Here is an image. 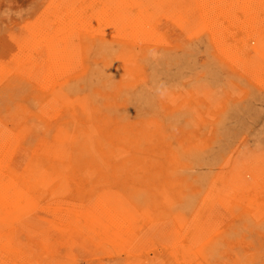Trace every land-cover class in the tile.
I'll use <instances>...</instances> for the list:
<instances>
[{
	"label": "rangeland",
	"instance_id": "obj_1",
	"mask_svg": "<svg viewBox=\"0 0 264 264\" xmlns=\"http://www.w3.org/2000/svg\"><path fill=\"white\" fill-rule=\"evenodd\" d=\"M56 3L0 0V67L31 53L30 35ZM162 12L150 41L144 33L125 41L135 60L130 68L120 45L106 44L101 54L90 43L64 83L71 96L91 93L82 88L95 83L93 100L116 134L101 145L116 178L102 179L92 196H41L20 213L24 221L13 227L0 263L264 264V0H174ZM35 62L40 69L30 75L0 79V130L12 127L9 108L25 105L36 115L52 108L53 85H43L53 60L42 53ZM65 119L43 123L46 136ZM33 142L29 137L24 148ZM15 160L22 166L23 150ZM124 183L135 196L102 194ZM132 199L144 207L130 230L125 213H112L127 227L119 235L112 229L113 238L71 226L96 203Z\"/></svg>",
	"mask_w": 264,
	"mask_h": 264
},
{
	"label": "bare ground",
	"instance_id": "obj_2",
	"mask_svg": "<svg viewBox=\"0 0 264 264\" xmlns=\"http://www.w3.org/2000/svg\"><path fill=\"white\" fill-rule=\"evenodd\" d=\"M173 2L174 0H57L56 4L50 5V14L47 16L46 13L40 28L30 35L31 53L25 52L26 57L23 56L15 66L0 67V79L3 80L9 78L12 73L30 75L33 70L40 69L39 64L35 62V56L39 57L42 53H47L53 60V68H49L48 73L44 75L47 84L43 85L46 88L53 85V98L50 100L52 108L44 110L43 107L40 109L41 115H36L25 105L9 108L8 116L12 127L0 130L2 260L7 259L8 245L4 248L6 240L10 242L14 239L11 233L13 227L20 220L24 221L25 216L20 213L35 208L41 196L69 195L73 192L92 196L101 188L102 179L116 178L117 165L111 163L107 152H103L101 148L103 140L108 141L109 136L115 137L116 134L112 135L115 133L114 130L111 131L112 118L103 115L100 106L93 100L92 93H96V89L93 90L95 83L85 82L86 85L82 89H90L92 92L76 96H71L64 90V83L71 78L74 70L81 66L82 55L90 43L92 48L102 51L101 54L106 52V44L120 45L123 48L120 52L121 59H124L130 68V63L135 60L125 41L143 33L146 40L150 41L162 24L159 17H165L167 14L162 11L166 7L169 9ZM133 8L136 9V17L132 13ZM148 26L152 27L148 29ZM110 38L113 41H110ZM217 44L219 45L218 42ZM123 65L128 69L125 62ZM62 77L66 79L59 83ZM62 114L66 118L64 125L60 123L53 136H46L51 130L46 128L47 125L43 127V123H48L51 116ZM29 137L34 138V146L24 148ZM22 150V166L16 165V154ZM128 165L127 162L123 165L124 174L129 171ZM136 166L138 165H132L131 168L136 169ZM161 179L163 180V177ZM133 190L130 192V186L124 183L122 189H105L102 194L114 198L128 191L135 196L137 189L133 187ZM136 205L133 199L131 203H124L123 200H116V203L112 200L96 203L95 207H90L88 212L79 216L81 220L78 223L71 226L78 224L91 231L92 235L106 237L109 234L113 238L115 233L119 235L126 231V224L130 230L138 206L142 209L144 203ZM112 213H125L121 219L126 224L116 218L117 214L111 215ZM50 223L51 221L48 222ZM51 225L57 227L55 223ZM56 235L58 236V233ZM190 256L196 258L195 253Z\"/></svg>",
	"mask_w": 264,
	"mask_h": 264
}]
</instances>
